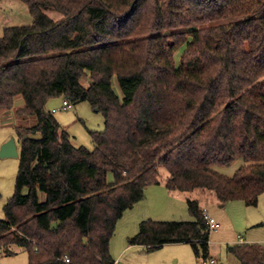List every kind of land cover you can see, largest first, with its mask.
<instances>
[{
	"label": "trees",
	"instance_id": "trees-1",
	"mask_svg": "<svg viewBox=\"0 0 264 264\" xmlns=\"http://www.w3.org/2000/svg\"><path fill=\"white\" fill-rule=\"evenodd\" d=\"M20 1L33 23L0 33V115L19 120L21 145L0 250L22 249L29 264H114L118 223L163 183V169L170 193L208 190L222 204L258 205L264 0ZM60 97L103 114L105 131L90 133L93 150L75 147L48 110ZM238 159L245 165L231 178L214 170ZM188 210V222L143 220L129 245L151 252L191 243L210 259L206 211L195 200ZM228 252L241 264H264L260 244Z\"/></svg>",
	"mask_w": 264,
	"mask_h": 264
},
{
	"label": "rangeland",
	"instance_id": "rangeland-1",
	"mask_svg": "<svg viewBox=\"0 0 264 264\" xmlns=\"http://www.w3.org/2000/svg\"><path fill=\"white\" fill-rule=\"evenodd\" d=\"M54 20L61 18L60 13L46 11ZM34 19L29 13L28 6L20 0H0V33L5 28L15 26H27L33 23ZM181 51L176 52V62L180 65ZM83 84L88 85L89 81L83 79ZM118 93L120 88L117 82L114 83ZM63 97L52 99L48 102V110L51 112L62 106ZM23 101L17 99L16 107H23ZM73 105V104H72ZM54 118L72 138V144L83 146L93 150L94 143L90 133L104 132L106 119L101 112L87 102L73 105L68 111H61L54 115ZM19 120L13 113H2L0 115V150L12 139L16 140L18 153L21 145L16 135L15 126ZM20 155L15 157H2L0 153V221L6 218L4 206L12 198L16 191V179L20 170ZM245 165L241 159L235 161L230 167H214V170L227 177H233L235 172ZM167 171H161L160 185L149 187L146 190V198L137 204L132 213L131 236L140 231V223L143 220L153 221L188 222L193 218L188 210V200L197 199L204 209L208 210L211 218L221 225L219 231H212L210 235V256L217 261V264H241L237 257L228 252L229 246L240 242L241 237L246 243H257L264 247V195L260 197L257 206L247 207L242 201H234L222 204L216 194L208 190H194L192 192L174 194L170 197L165 185ZM112 179V175H110ZM164 184V185H163ZM126 220L123 227L128 224ZM121 221V220H120ZM126 223V224H125ZM120 227V226H119ZM122 228L117 229L111 241V255L122 264H203V257H198L191 243H173L164 245L157 250L148 252L144 247L130 246L128 236L121 233ZM0 264H29L27 253L16 250L14 254L3 251Z\"/></svg>",
	"mask_w": 264,
	"mask_h": 264
},
{
	"label": "built area",
	"instance_id": "built-area-1",
	"mask_svg": "<svg viewBox=\"0 0 264 264\" xmlns=\"http://www.w3.org/2000/svg\"><path fill=\"white\" fill-rule=\"evenodd\" d=\"M72 108H73L72 103L70 101H68V100H65V101H63L61 107H59L57 109H53V111L51 113L53 115H55V114H57V113H59L61 111H68V110H70ZM205 217H206V223H207V225H209L211 232L212 231H219V229L221 228V225L219 223H217L216 220L211 218L207 214V212H205ZM2 254H3V249L0 250V260H1ZM64 260H66V262H70V260L67 257H65ZM114 264H121V263L119 261H116ZM203 264H217V261L214 260L213 258H210L208 260L203 261Z\"/></svg>",
	"mask_w": 264,
	"mask_h": 264
},
{
	"label": "crops",
	"instance_id": "crops-1",
	"mask_svg": "<svg viewBox=\"0 0 264 264\" xmlns=\"http://www.w3.org/2000/svg\"><path fill=\"white\" fill-rule=\"evenodd\" d=\"M23 105V104H22ZM50 111V110H49ZM51 112V111H50ZM168 177V174H166V177L165 178H167ZM164 185V184H163ZM165 186V185H164ZM148 190V189H147ZM169 193V195H170V197H172V195H174V194H176V195H178V196H180L179 194H180V192H172V193H170V192H168ZM146 194V193H145ZM146 198V197H145ZM193 200H195V201H198L199 202V204H200V207L203 209V210H205L206 212H207V214L210 216V214H209V212H208V210H206V209H204V207L201 205V202L199 201V200H197V199H193ZM132 210H128V211H126V214H125V216L123 217V219L118 223V225H117V229H119V228H122V231H121V233L123 234V236L125 235V237H127L128 236V238H129V236H131V229H132V225H130V223L132 222V219H129V218H132L133 216H132V213L133 212H131ZM126 217H128V220L126 221V222H128V224L126 225V226H122L123 225V222H124V220H126ZM211 217V216H210ZM126 224V223H125ZM120 226V227H119ZM239 239L241 240L240 242H238V243H246L241 237H239ZM238 243H236V244H238ZM114 259V258H113ZM116 261H118V260H116ZM119 262L121 263V261L119 260ZM122 264V263H121Z\"/></svg>",
	"mask_w": 264,
	"mask_h": 264
},
{
	"label": "water",
	"instance_id": "water-1",
	"mask_svg": "<svg viewBox=\"0 0 264 264\" xmlns=\"http://www.w3.org/2000/svg\"><path fill=\"white\" fill-rule=\"evenodd\" d=\"M29 137L33 140H41L42 139V137H40L39 135H30ZM0 153H1L2 157H15V156L17 157V156H19L20 153H18L16 140L12 139L7 144H5L1 148Z\"/></svg>",
	"mask_w": 264,
	"mask_h": 264
}]
</instances>
